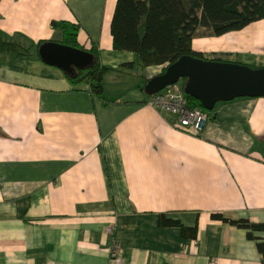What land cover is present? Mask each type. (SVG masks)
Instances as JSON below:
<instances>
[{"label":"crops","instance_id":"obj_1","mask_svg":"<svg viewBox=\"0 0 264 264\" xmlns=\"http://www.w3.org/2000/svg\"><path fill=\"white\" fill-rule=\"evenodd\" d=\"M117 1L0 0L2 38L61 42L53 23L77 24L112 75L99 96L35 47L0 53V264H264V234L230 223L264 224V97L218 103L199 136L179 128L145 92L163 66L135 72L114 50ZM194 46L263 66L264 20Z\"/></svg>","mask_w":264,"mask_h":264},{"label":"trees","instance_id":"obj_2","mask_svg":"<svg viewBox=\"0 0 264 264\" xmlns=\"http://www.w3.org/2000/svg\"><path fill=\"white\" fill-rule=\"evenodd\" d=\"M181 3L182 7L178 0H118L111 26L114 50L133 53L141 70L151 66L165 67L184 56L247 64L252 68L264 67L245 63V59L238 55L201 53L196 51L194 46L197 38L222 37L263 21L264 0H181ZM53 27L62 32L63 44L88 50L96 58L92 68L78 71L76 77L66 74L71 82L74 84L86 82L95 94L103 95L104 77L111 68L101 63L97 48L92 46L86 49L80 43V27L77 24L54 22ZM42 43L45 42L34 45L4 39L0 32V53L3 55L12 54L19 59L35 55L31 50L35 47L37 52ZM36 55L38 56V52ZM147 81L144 80L143 83ZM183 86L184 80L180 84L182 91ZM185 98L189 105L199 107L208 113L199 100L188 95ZM213 217L223 219L220 214ZM230 223L264 234L263 223L254 224L247 220H233ZM159 224L181 227L186 238L196 237V228L184 227L180 221L168 219L165 214L160 215ZM256 239L259 251L264 256V236Z\"/></svg>","mask_w":264,"mask_h":264},{"label":"water","instance_id":"obj_3","mask_svg":"<svg viewBox=\"0 0 264 264\" xmlns=\"http://www.w3.org/2000/svg\"><path fill=\"white\" fill-rule=\"evenodd\" d=\"M37 52L45 64L71 77L92 68L96 62L95 55L88 50L58 41L42 43ZM163 69L146 82L147 95L153 96L184 80L185 94L199 100L207 111H213L221 102L264 97V67L184 56Z\"/></svg>","mask_w":264,"mask_h":264},{"label":"built area","instance_id":"obj_4","mask_svg":"<svg viewBox=\"0 0 264 264\" xmlns=\"http://www.w3.org/2000/svg\"><path fill=\"white\" fill-rule=\"evenodd\" d=\"M261 64L264 65V60L261 61ZM177 85L169 86L151 96L149 104L167 115L175 116L178 127L191 130L196 134L202 133L207 113L199 107L189 105L184 90L182 91ZM109 231L111 230L109 229Z\"/></svg>","mask_w":264,"mask_h":264},{"label":"rangeland","instance_id":"obj_5","mask_svg":"<svg viewBox=\"0 0 264 264\" xmlns=\"http://www.w3.org/2000/svg\"><path fill=\"white\" fill-rule=\"evenodd\" d=\"M178 2H179V4H180V6L182 7V3H181V0H178ZM257 33H263L262 31L261 32H259V31H257ZM32 43H34V42H32ZM35 45H36V43H34ZM34 50L36 51V48H34ZM135 72L136 71H141V69H140V67L138 66V65H136V69L134 70ZM141 73V72H140ZM136 75H137V73H136ZM112 75H109V77H108V73L105 75V79H104V81L105 80H108L110 77H111ZM124 78H127L125 75H124ZM183 82V80H181L179 83H178V85L177 86H180V84ZM208 122H209V117L208 116H206V124H205V128H206V126H207V124H208ZM205 128L202 130V133H199V134H196V133H194L193 131H191V130H187L189 133H192V134H194V135H201V134H203V132L205 131ZM214 262H212L211 264H213Z\"/></svg>","mask_w":264,"mask_h":264},{"label":"bare ground","instance_id":"obj_6","mask_svg":"<svg viewBox=\"0 0 264 264\" xmlns=\"http://www.w3.org/2000/svg\"><path fill=\"white\" fill-rule=\"evenodd\" d=\"M177 126V125H176ZM180 128V127H179Z\"/></svg>","mask_w":264,"mask_h":264}]
</instances>
